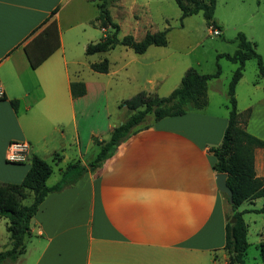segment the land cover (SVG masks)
Returning a JSON list of instances; mask_svg holds the SVG:
<instances>
[{
	"label": "crops",
	"instance_id": "crops-1",
	"mask_svg": "<svg viewBox=\"0 0 264 264\" xmlns=\"http://www.w3.org/2000/svg\"><path fill=\"white\" fill-rule=\"evenodd\" d=\"M118 2L123 9L130 4L135 11L137 0ZM89 4L97 7L93 0H0V81L6 94L0 99L2 182L20 183L31 165L7 161L12 141H29L31 157L37 155L52 164L47 179L52 186L69 163L88 164L85 157L90 150L99 149L95 138L107 140L124 121L127 110L119 106L124 99L115 101L116 120L109 106L121 86L137 87L134 94L145 90L162 97L181 84L186 71L180 84L160 93L165 74L162 62L167 58L164 46H150L142 54L123 46L114 60L109 59L108 53L118 45L95 53L103 54L96 61H83L87 45L106 32L95 21L99 12L82 16ZM134 17L136 21L123 35L141 39L151 30L136 33L140 16L135 12ZM81 27H99L100 37L84 30L82 40L78 39ZM30 57L38 65L33 67ZM104 58L110 61L109 71H94L91 64ZM220 76L210 79L208 88ZM74 80L86 83L85 95L73 97ZM207 95L205 107L153 120L77 183L49 193L33 218L26 251L15 264H230L225 249L230 202L217 187L211 152L222 142L229 108L221 103L225 109L216 106L210 112L209 89ZM11 100H18V109ZM250 102L238 109H251L246 128L264 140V92L257 101L251 94ZM254 153L256 176L264 178V147ZM255 209L244 208V218ZM0 221L1 251L9 244L10 233L8 219L0 217ZM255 230L257 234L260 228ZM260 234L258 247L264 231Z\"/></svg>",
	"mask_w": 264,
	"mask_h": 264
},
{
	"label": "trees",
	"instance_id": "trees-1",
	"mask_svg": "<svg viewBox=\"0 0 264 264\" xmlns=\"http://www.w3.org/2000/svg\"><path fill=\"white\" fill-rule=\"evenodd\" d=\"M93 1L99 9L96 21L106 29V32L100 40L87 45L85 49L87 55L109 52L118 45L129 47L136 53L142 54L150 46L168 44L167 29L148 31L141 39L130 33L120 36V24L113 19L110 10L111 0ZM176 3L181 9L182 18L201 12L209 26L216 25L220 28L214 17L217 0H176ZM235 39L238 48L234 53L218 55L237 63V68L228 85V124L222 142L212 147L211 152L215 157L214 169L218 173L227 174V183L233 190V202L230 203L232 215L228 218L225 227V249L230 264H245L250 243L247 235L248 225L244 218L246 210H240L239 207L251 198L264 196V178L256 176L254 153L257 147H264V140L247 130L246 123L251 115V109L239 111L235 93L237 84L243 77L246 62L255 58L259 74L264 77V60L255 50L254 42L245 33L238 32ZM30 59L33 67L38 65L39 61L32 57ZM109 67L108 58L91 64V68L98 72H108ZM221 73L220 66L214 73H200L196 68L190 67L182 77L180 86L168 96L152 95L142 90L121 101L119 106L126 108L127 115L121 124L113 128L109 139L100 141L95 138L99 146L95 157L86 165L79 161L69 163L62 178L52 186L47 185V179L53 172V166L37 155L31 157L30 168L20 183L0 181V217L8 219L10 233L9 244L0 251V264H15L26 251L28 238L32 235L33 218L49 193L59 192L74 185L89 169H95L113 156L120 144L142 127L150 126L146 124L150 115L153 116L154 121H159L165 117L184 115L190 109L205 107L208 103V81L219 77ZM71 91L73 97L85 95L86 83L72 81ZM11 104L18 109V100H11ZM29 191L33 193V199L30 204H25L24 200L28 197ZM255 211L264 213V205ZM259 248L262 260L259 264H264V240L260 242Z\"/></svg>",
	"mask_w": 264,
	"mask_h": 264
},
{
	"label": "rangeland",
	"instance_id": "rangeland-1",
	"mask_svg": "<svg viewBox=\"0 0 264 264\" xmlns=\"http://www.w3.org/2000/svg\"><path fill=\"white\" fill-rule=\"evenodd\" d=\"M111 4L113 6L110 5V9L115 21L120 26L122 25L120 36L129 30L130 25L136 21L135 12L140 16V25L136 33H143L145 28L151 31L168 30V44L163 47L167 58L162 62V71L165 74L160 86V93H164L168 87L175 83L180 84L181 73L190 67L207 73L215 72L218 66L221 67L222 74L220 79L215 81V83H210L208 88L210 93L208 110L210 112L211 108L216 106H222L225 109L223 107L224 104L221 105V103L228 105V85L237 63L226 57H218V55L223 52L234 53L237 50L238 42L235 38L238 32L245 33L254 42L255 50L261 54L264 60V0H217L214 17L223 27L220 35L211 34L210 26L201 12L182 18V12L176 0H137L135 11L131 9L130 4L123 9L119 5L118 0H113ZM98 12L99 9L97 7L89 4L82 16L94 17ZM86 28L77 29L78 39L82 40L80 36L84 33V30L90 32L92 37H98L101 34L99 27ZM122 48L124 47L119 45L109 52V59L114 60ZM101 55L103 54L87 55L83 52L82 59L85 62L96 61ZM86 71L91 72L87 67ZM136 90L137 87L121 86L116 91V94L111 96L109 106L113 120H116L119 115L118 107L115 103L118 97H121L120 99L132 97ZM237 91L239 94V108L251 103V94H253V100L257 101L260 99L262 92H264V77L259 74L255 58H251L246 62L244 76L238 84ZM152 122L153 116L150 115L146 124ZM91 151L85 157L86 160L90 161L93 159L99 149L97 152ZM30 163L29 159L25 165H30ZM223 194L228 202L226 194ZM32 199L33 193L31 192L24 200V203L30 204ZM248 201H253V199L251 198ZM263 205L264 196L256 198L254 202L241 204L239 209L243 210L246 207L259 209ZM227 206L230 210L228 217H231L232 209L230 204H227ZM245 219L250 226V245L247 250L245 264H257L261 261V254L256 241L261 237L260 232L264 231V214L251 210L246 213ZM256 227L260 228L257 234L255 232Z\"/></svg>",
	"mask_w": 264,
	"mask_h": 264
},
{
	"label": "built area",
	"instance_id": "built-area-1",
	"mask_svg": "<svg viewBox=\"0 0 264 264\" xmlns=\"http://www.w3.org/2000/svg\"><path fill=\"white\" fill-rule=\"evenodd\" d=\"M213 35H220L221 29L216 25L210 26ZM5 88L0 81V99L5 98ZM31 143L27 140L12 141L7 150V161L12 163H23L31 159Z\"/></svg>",
	"mask_w": 264,
	"mask_h": 264
},
{
	"label": "water",
	"instance_id": "water-1",
	"mask_svg": "<svg viewBox=\"0 0 264 264\" xmlns=\"http://www.w3.org/2000/svg\"><path fill=\"white\" fill-rule=\"evenodd\" d=\"M216 182H217V187L219 188V190L225 193L228 196L230 203H232L233 202V190L227 183V174L217 173Z\"/></svg>",
	"mask_w": 264,
	"mask_h": 264
}]
</instances>
